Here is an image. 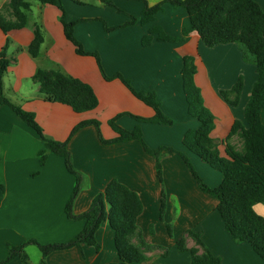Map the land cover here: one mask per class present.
Instances as JSON below:
<instances>
[{
    "label": "crops",
    "instance_id": "obj_1",
    "mask_svg": "<svg viewBox=\"0 0 264 264\" xmlns=\"http://www.w3.org/2000/svg\"><path fill=\"white\" fill-rule=\"evenodd\" d=\"M166 0H112L115 8L101 0H59L63 12L55 6L32 4L27 11L24 28L4 35L0 30V51L6 45L5 59L9 65L2 77L3 96L23 110L33 113L44 135L54 141L69 139L72 129L83 121L100 123L105 140L115 134L108 122L122 115L117 124L126 130L139 126L148 147H169L182 153L209 187L218 186L222 176L211 169L182 145V137L198 122L187 115L181 71L185 57L193 59L195 84L204 105L214 116L212 138L222 152L225 144L241 139L234 135L226 141L235 121L245 126L244 112L251 90L257 80L255 65L242 58L236 43L208 47L195 32L179 42H160L152 36L149 46L142 38L151 27H158L169 37H180L190 28L183 8L166 3L152 23L139 22L145 3L153 6ZM264 11V0H254ZM7 0H0V11ZM63 16V19H62ZM134 17L137 21L127 25ZM62 20L77 21L73 36L86 53H95L106 77L120 74L136 92L155 93L161 112L172 121L170 126L139 123L128 115L151 118L153 111L135 98L118 79L105 80L93 56H80L65 38ZM39 28L43 43L39 55L33 58L28 47ZM107 28L110 31H106ZM58 70L88 84L94 91L96 109L74 113L70 108L43 101L38 86L32 81L37 69ZM242 78L243 87L236 106L228 104L221 92L230 91ZM1 101V99H0ZM264 123V111L262 112ZM74 170L80 175V189L72 203V214L85 212L93 198L107 183L116 180L135 192L142 204L137 219L140 239L160 249L147 254V261L134 264H191L189 252H179L176 241L187 231L197 233L209 252L220 264H264L246 243H235L217 212L216 200L201 192L183 159L176 153L164 151L160 159L161 179L155 170V159L147 155L135 141L104 145L93 126L78 130L68 142ZM43 144L7 105H0V261L8 256V245L26 244L24 252L29 264H40L42 256L33 244L64 243L83 228V221L69 220L65 204L76 179L64 165L63 159L49 155L40 168L38 154ZM236 149V148H235ZM237 150V149H236ZM37 176H32L38 172ZM161 193L164 212L159 216ZM264 219V204L254 206ZM166 226L170 227V235ZM99 246L81 245L47 255L44 264H110L118 262L114 235L107 223L95 233ZM136 243V240H133ZM186 247H195L186 238ZM167 249L166 255L162 253ZM8 264H23L14 258Z\"/></svg>",
    "mask_w": 264,
    "mask_h": 264
},
{
    "label": "trees",
    "instance_id": "obj_2",
    "mask_svg": "<svg viewBox=\"0 0 264 264\" xmlns=\"http://www.w3.org/2000/svg\"><path fill=\"white\" fill-rule=\"evenodd\" d=\"M101 2L121 13L112 0H101ZM35 3L41 6H55L63 12L59 0H7L0 11V30L3 34L7 35L11 31L24 28L27 24V11ZM166 3L186 11L190 28L182 30L180 37H169L160 28L151 27L142 38V46H149L153 35L160 42H179L190 32H195L208 47L225 43L238 44L243 60L252 62L256 67L257 80L252 87L250 99L244 112L245 126L235 121L226 138L227 141L237 135L242 141V148L236 150L227 143L220 152L219 144L212 138L214 116L204 105L201 92L195 84L194 61L190 57H185L183 60L181 77L187 115L198 122V127L184 133L182 145L211 169L218 172L222 176L221 183L218 186L209 187L195 171L187 157L172 148L153 149L148 147L139 126L132 130H126L117 124V120L122 115H117L108 122V126L115 134L111 140L103 139L100 123L95 120L83 121L76 125L72 129L69 139L78 130L93 126L97 131L99 141L104 145L135 141L140 144L147 155L155 159V170L159 180L161 179L160 159L164 151L178 154L194 178L198 189L216 200L217 212L232 240L235 243L248 244L253 252L264 261V219L254 211L255 205L264 204V123L261 117L264 111V11L254 0H166L153 6H148L145 3L139 22L142 25L152 23L155 20V15ZM130 18L127 25L137 21L134 17ZM77 23V21L65 23L62 20L64 36L74 46L75 53L80 56H93L105 80L118 79L135 98L153 111L151 118L128 116L139 123L159 126L172 125V121L161 112L160 103L157 101L155 93L134 91L129 82L120 74L112 77L104 75L98 55L84 52L79 42L74 38L73 28ZM105 30L110 31L107 28ZM42 43V34L39 28H36L34 39L28 47V53L33 58L39 55ZM6 45L0 51V105H7L43 144V149L38 154L40 168L46 164L49 155H56L63 159L66 170L76 179L75 186L65 204L64 212L69 220L84 222L82 230L67 242L40 244L34 240L29 241L27 244L35 245L41 252L40 264H44V258L50 253L72 247L86 245L98 251L99 246L95 239V233L102 223H107L114 235V247L118 262L110 264H134L147 261L149 258L147 254L160 248L147 245L140 239L137 219L142 213L141 201L135 192L116 180L107 183L103 191L93 198L85 212L80 215L72 214V203L79 192L81 177L74 170L71 162L67 148L69 139L57 142L47 138L36 122L33 113L23 110L3 96L2 77L9 65L5 59ZM32 81L38 86V94L43 101L64 105L74 113L89 112L96 109L98 105L97 97L88 84L58 70L39 68L35 71ZM242 87V78H239L233 88L230 91L221 92V96L228 104L236 106ZM38 173L39 171L32 176H37ZM0 191H3L2 186H0ZM160 200L159 216L162 219L163 193H161ZM166 229L170 235V227L166 226ZM186 238L192 239L195 247L188 249L185 244ZM134 239L136 240L135 244L133 243ZM25 246L26 244L18 247L8 245V256L0 261V264H8L14 258H18L23 264H29L28 257L24 252ZM176 248L179 252L190 253L191 264H220V260L209 252L197 233L187 231L185 237L176 241ZM166 252L167 249L162 253V256H165Z\"/></svg>",
    "mask_w": 264,
    "mask_h": 264
},
{
    "label": "rangeland",
    "instance_id": "obj_3",
    "mask_svg": "<svg viewBox=\"0 0 264 264\" xmlns=\"http://www.w3.org/2000/svg\"><path fill=\"white\" fill-rule=\"evenodd\" d=\"M232 143H234V146H235V148L237 149V150H241V148H242V144H241V142L239 141V140H234V141H232Z\"/></svg>",
    "mask_w": 264,
    "mask_h": 264
}]
</instances>
